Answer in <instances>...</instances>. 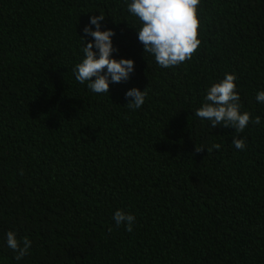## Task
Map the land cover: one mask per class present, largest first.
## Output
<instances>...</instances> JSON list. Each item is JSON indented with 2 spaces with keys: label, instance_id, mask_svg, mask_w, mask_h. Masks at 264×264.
<instances>
[{
  "label": "trees",
  "instance_id": "16d2710c",
  "mask_svg": "<svg viewBox=\"0 0 264 264\" xmlns=\"http://www.w3.org/2000/svg\"><path fill=\"white\" fill-rule=\"evenodd\" d=\"M130 2L0 0V264H264V0H200L199 49L168 68ZM100 12L135 68L97 94L74 68ZM228 73L261 119L239 134L195 115ZM134 87L147 96L132 110ZM10 230L32 241L21 260Z\"/></svg>",
  "mask_w": 264,
  "mask_h": 264
},
{
  "label": "clouds",
  "instance_id": "9594fccd",
  "mask_svg": "<svg viewBox=\"0 0 264 264\" xmlns=\"http://www.w3.org/2000/svg\"><path fill=\"white\" fill-rule=\"evenodd\" d=\"M199 5L200 0H131L128 4V11L141 22L138 40L144 45V52L152 54L160 67L178 66L190 60L198 51L201 44ZM104 19L105 15L100 12L99 16L93 15L85 26L84 33L93 39L84 43V58L74 68L76 80L81 84L89 82L88 88L97 94L109 93L110 83L127 81L135 68L134 59H117L112 55L117 51L113 45L115 32L113 29H101ZM92 25H95V30ZM83 38L85 40L86 37ZM236 79L235 74L228 73L221 81L212 84L195 115L201 120L210 121L213 129L217 126L231 127L239 134L250 122L258 125L261 119L259 116L253 119L248 112L241 113ZM125 95L132 98L127 106L135 110L144 105L147 91L134 87ZM256 100L264 103V90L257 93ZM232 143L238 150L246 148L244 139L234 137ZM220 147L218 143L213 144L207 147V152ZM203 149L196 146V152ZM113 219L117 225H126L127 231L133 230L134 215L117 210ZM6 236L7 246L16 253L17 260L29 254L32 241L28 237L18 238L11 230Z\"/></svg>",
  "mask_w": 264,
  "mask_h": 264
}]
</instances>
